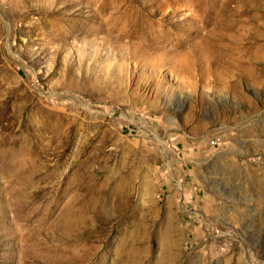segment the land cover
<instances>
[{
  "label": "rangeland",
  "instance_id": "rangeland-1",
  "mask_svg": "<svg viewBox=\"0 0 264 264\" xmlns=\"http://www.w3.org/2000/svg\"><path fill=\"white\" fill-rule=\"evenodd\" d=\"M0 264H264V0H0Z\"/></svg>",
  "mask_w": 264,
  "mask_h": 264
}]
</instances>
